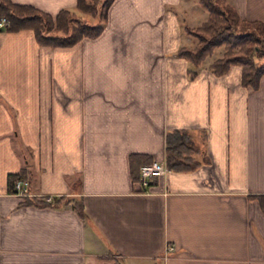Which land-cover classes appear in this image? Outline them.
<instances>
[{
	"label": "crops",
	"instance_id": "obj_1",
	"mask_svg": "<svg viewBox=\"0 0 264 264\" xmlns=\"http://www.w3.org/2000/svg\"><path fill=\"white\" fill-rule=\"evenodd\" d=\"M13 1L52 15L76 4ZM231 1L264 21V0ZM198 6L113 0L98 35L63 47L0 30V264H264V212L249 196L264 193V74L257 88L240 65L188 77L176 50L190 42L182 21L206 16ZM182 127L207 130L209 162L143 190L130 156L165 164L166 132ZM19 178L25 196L75 197L85 216L25 203Z\"/></svg>",
	"mask_w": 264,
	"mask_h": 264
},
{
	"label": "trees",
	"instance_id": "obj_2",
	"mask_svg": "<svg viewBox=\"0 0 264 264\" xmlns=\"http://www.w3.org/2000/svg\"><path fill=\"white\" fill-rule=\"evenodd\" d=\"M113 0H76L73 8H62L55 15L32 4L0 0L1 29L17 31L31 29L37 42L47 46H71L84 37L98 35L107 20ZM206 11L198 24L182 21V32L192 43L181 44L176 55L190 64L187 69L193 78L200 67L207 66L214 74L228 71L232 65L241 66V84L257 88L264 74V21L242 17L231 0H196ZM222 45L220 56L212 59L215 47ZM207 130L204 128H171L165 136V165L176 171H191L209 162L206 148ZM150 155L130 156L131 175L137 178L139 166L151 162ZM259 201L264 212V193L250 194ZM23 201L40 206L70 204L84 217L83 202L75 197L25 196Z\"/></svg>",
	"mask_w": 264,
	"mask_h": 264
},
{
	"label": "built area",
	"instance_id": "obj_3",
	"mask_svg": "<svg viewBox=\"0 0 264 264\" xmlns=\"http://www.w3.org/2000/svg\"><path fill=\"white\" fill-rule=\"evenodd\" d=\"M4 23H5V18L2 17L0 19V27H2L4 25ZM166 170H167L166 165L163 162L156 161V160H153L149 163H145V164L140 165L138 175H139V182H140L142 189L144 190V189L148 188V186L151 182V179L155 175H161V174L165 173ZM27 184H28V181L24 178L16 179L13 183L14 192L16 194L22 195V196L27 195L28 194ZM44 198H45V200H50L51 196H46ZM173 249H174V247L172 245H168L166 247V251H169V252Z\"/></svg>",
	"mask_w": 264,
	"mask_h": 264
},
{
	"label": "rangeland",
	"instance_id": "obj_4",
	"mask_svg": "<svg viewBox=\"0 0 264 264\" xmlns=\"http://www.w3.org/2000/svg\"><path fill=\"white\" fill-rule=\"evenodd\" d=\"M198 7H199V9H200L201 11H205V10L203 9L202 6H198ZM205 13H206V11H205ZM204 18H205V17H203L202 20H203ZM200 20H201V19H200ZM200 20H199V21H198V20L195 21L194 24H198L199 22H201ZM187 37H188V36H187ZM188 38H189V37H188ZM189 40H190V42H187V43H192V41H191L190 38H189ZM222 50H223L222 45L215 47L212 56L207 58V62H208V59H212V58H215V57H217V56H220L221 53H222Z\"/></svg>",
	"mask_w": 264,
	"mask_h": 264
}]
</instances>
